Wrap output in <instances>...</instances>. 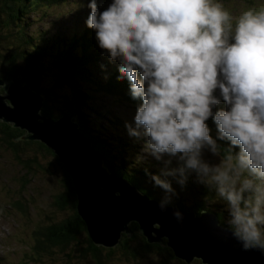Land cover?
Returning <instances> with one entry per match:
<instances>
[{
  "label": "clouds",
  "instance_id": "1",
  "mask_svg": "<svg viewBox=\"0 0 264 264\" xmlns=\"http://www.w3.org/2000/svg\"><path fill=\"white\" fill-rule=\"evenodd\" d=\"M84 26L134 102L139 145L163 212L189 179L212 191L224 227L264 254V6L233 16L222 0H87ZM100 63L102 79L111 72ZM211 119L214 129L207 121ZM211 157V158H210ZM177 222L183 213L173 208Z\"/></svg>",
  "mask_w": 264,
  "mask_h": 264
},
{
  "label": "trees",
  "instance_id": "2",
  "mask_svg": "<svg viewBox=\"0 0 264 264\" xmlns=\"http://www.w3.org/2000/svg\"><path fill=\"white\" fill-rule=\"evenodd\" d=\"M25 2L29 4L26 5ZM25 2L20 6L17 0H0V8L6 11L0 13V21L3 20V14H9L10 19H20L25 13V7L31 5L30 9L33 8L26 12L32 11V20L25 25V29H29L37 20L45 18L46 21L49 17L52 23L59 18L61 23L64 21V25L60 27L61 31L46 28L45 32L48 33L44 39L42 36L39 38L31 35L27 40H23L26 35L24 24L17 26L16 32L20 40L18 44L8 40L10 25H0V80L28 85L41 95L44 99L42 116L54 120L69 116L77 120L81 134L92 141V148L101 154L104 166L109 172L127 180L140 193L157 202L162 195L161 190L153 187L143 169L148 168L150 172H156L159 165L151 158L143 163L135 160L139 145L126 135L124 129V120L130 119L129 108L134 111V102L126 94V82L115 78L114 65L107 66L106 58L101 56L94 33L84 26V19L88 14L87 0L84 4H81L80 0ZM13 9L16 13H8ZM66 18L69 21H65ZM14 24L11 23L16 26ZM100 63H105L111 72L107 81L102 79ZM206 123L214 129L211 119ZM21 136L22 131L0 123V147L10 151L16 162L22 163L26 160V166H23L26 172L40 169V172L44 171L47 175H58L59 179L55 178L60 182L61 192L52 195L51 203L56 210L69 212L61 221L42 225L34 230V243L24 252V264L41 261L43 256H49L53 248L64 249L73 244L74 251H81V258L89 256L93 264H103V251L107 252L106 258H109L115 250L96 247L90 242L85 224L76 212L75 190L70 177L49 149L39 142L16 141ZM29 151L30 154L26 155ZM27 181L26 178L20 179L19 185L22 189L23 183ZM173 187L177 188L179 196L173 200L172 207L197 215L208 212L216 215L220 225L224 224V207L222 203L217 202L212 191L194 183L191 178L183 191H180L175 183ZM129 229L130 238L123 237L116 247L123 259L133 260L155 255L162 259V264L175 259L165 246V240L160 246L147 244L145 238L140 236L136 224L132 223ZM78 236H84L86 247L83 250L77 245ZM0 264L5 262L0 259ZM191 264L201 263L194 260Z\"/></svg>",
  "mask_w": 264,
  "mask_h": 264
},
{
  "label": "water",
  "instance_id": "3",
  "mask_svg": "<svg viewBox=\"0 0 264 264\" xmlns=\"http://www.w3.org/2000/svg\"><path fill=\"white\" fill-rule=\"evenodd\" d=\"M43 97L28 85L0 80V123L23 132L16 140L39 142L49 149L70 177L75 190L76 212L94 246L114 247L122 232L131 235L132 223L147 244H163L186 264H264V254L244 251L216 215H197L181 210L183 220L172 216L173 208L161 211L157 202L131 183L109 172L102 156L83 136L77 120H56L41 115ZM177 209V208H176Z\"/></svg>",
  "mask_w": 264,
  "mask_h": 264
},
{
  "label": "rangeland",
  "instance_id": "4",
  "mask_svg": "<svg viewBox=\"0 0 264 264\" xmlns=\"http://www.w3.org/2000/svg\"><path fill=\"white\" fill-rule=\"evenodd\" d=\"M17 1H19L18 5L20 6L25 2V0ZM85 1L86 0H80V3L84 4ZM99 2L100 0H98V3ZM103 3L104 6H106L108 0H103ZM222 3L234 17L248 7L259 9V7L264 6V0H250V2H245L244 0H222ZM25 4L28 5L29 3L25 2ZM30 6L25 7V13L23 17L20 16V19L19 17L18 19H15V17L10 19L9 14L7 16L3 14V20L0 21V25H6L7 27L10 25L8 28L10 32L8 40L10 42L18 44L20 40L16 32L17 26L20 27L24 24L25 29V25L29 24V20H32V18H30V12L32 11L26 12L33 8L30 9ZM0 13H6V11L0 8ZM8 13H16V11L13 9L12 11H8ZM51 20L50 17L47 18L46 21L45 18H43L41 21L37 20L29 29H23L26 34L23 40H27L31 35L35 37L39 36V38L42 36L44 39V37H47L45 36L46 33H48L45 32L46 28H50L51 31L57 29L61 31L60 27L64 25V21L61 23L58 18L55 23H52ZM65 21H69V19L66 18ZM12 22H14L16 26L11 25ZM52 26L55 27L52 29ZM6 30H3V32H6ZM129 110L133 112L132 108H129ZM27 153L30 154V151L26 152V155ZM26 162V160L22 163L16 162L10 151L4 149L2 146L0 147V259L3 260L5 264H24V252L29 250L34 243V230L42 225L46 226L53 222L61 221L69 214L68 211L61 212L56 210L51 203L52 195L61 192L58 175L55 173H52V176L47 175L44 171L40 172V169H33L32 171L29 170L26 172V169L23 168V166H26ZM44 167L46 166L44 165ZM55 177H58V179ZM23 178H26L28 181L25 182L26 184L23 183L22 189L19 185V181ZM130 236L124 231L121 234L120 240L123 237L130 238ZM118 244L112 248L99 246L106 250H115V253L109 258H106L107 252L103 251L104 253L101 255L103 264H162V259L155 257V255H146L143 258L133 260H129V258L123 259L122 256L119 255V250L116 248ZM153 244L160 246L154 243V240ZM77 245L81 250L86 247L84 236H78ZM72 246L64 249L53 248L50 250L49 256H43L41 261L38 260L36 263L29 264H93L89 256L81 258V251H74L75 245L73 244ZM76 249L78 248L76 247ZM180 262L186 264L177 258L174 260H167L165 264H182Z\"/></svg>",
  "mask_w": 264,
  "mask_h": 264
},
{
  "label": "bare ground",
  "instance_id": "5",
  "mask_svg": "<svg viewBox=\"0 0 264 264\" xmlns=\"http://www.w3.org/2000/svg\"><path fill=\"white\" fill-rule=\"evenodd\" d=\"M100 154V153H99ZM101 155V154H100ZM103 158V157H102Z\"/></svg>",
  "mask_w": 264,
  "mask_h": 264
},
{
  "label": "flooded vegetation",
  "instance_id": "6",
  "mask_svg": "<svg viewBox=\"0 0 264 264\" xmlns=\"http://www.w3.org/2000/svg\"><path fill=\"white\" fill-rule=\"evenodd\" d=\"M141 236V235H140Z\"/></svg>",
  "mask_w": 264,
  "mask_h": 264
}]
</instances>
